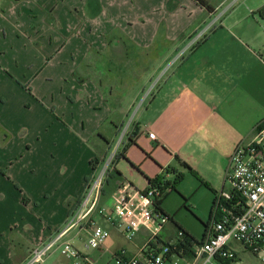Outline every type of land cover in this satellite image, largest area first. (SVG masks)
<instances>
[{
	"label": "crops",
	"instance_id": "crops-1",
	"mask_svg": "<svg viewBox=\"0 0 264 264\" xmlns=\"http://www.w3.org/2000/svg\"><path fill=\"white\" fill-rule=\"evenodd\" d=\"M90 1L0 0V264L23 263L65 226L91 178V159L102 140L109 145L105 134L138 100L112 167L117 184L126 179L120 159L143 187L171 169L192 174L186 163L216 192L235 145L264 120V25H254L261 4L256 13L241 12L236 0H206L212 11L195 0H95L97 8ZM140 17L138 35L131 21ZM159 31L167 67L149 75L147 96L132 91L123 104L129 73L109 74L103 65L123 55L124 33L147 36L155 48ZM172 49H182L179 58ZM109 230L113 253L135 252L148 235L143 229L128 240ZM173 257L189 264L193 256Z\"/></svg>",
	"mask_w": 264,
	"mask_h": 264
},
{
	"label": "built area",
	"instance_id": "built-area-1",
	"mask_svg": "<svg viewBox=\"0 0 264 264\" xmlns=\"http://www.w3.org/2000/svg\"><path fill=\"white\" fill-rule=\"evenodd\" d=\"M259 12L264 19V6ZM112 167L100 168L86 181L80 202L69 221L52 237L33 247L24 264L43 261L53 248L60 249L69 259L65 264H93L85 252L104 244L110 236L109 227L120 229L128 240L143 229L148 233L135 252L126 248L116 250L113 264H178V259L173 256L181 251L177 246L184 241L183 232L178 231L176 241L158 242V234L168 220L158 206L167 191L166 178L170 172L166 171L163 179L141 189L123 180L113 189L109 200L100 204L101 189ZM224 184L215 193L211 218L202 240L190 242L194 254L189 264L210 263L216 257L236 258L235 243L248 249L264 264V120L254 127L249 139L235 145ZM95 215L104 224L98 223ZM74 228L87 235L83 249H78L67 238Z\"/></svg>",
	"mask_w": 264,
	"mask_h": 264
},
{
	"label": "rangeland",
	"instance_id": "rangeland-1",
	"mask_svg": "<svg viewBox=\"0 0 264 264\" xmlns=\"http://www.w3.org/2000/svg\"><path fill=\"white\" fill-rule=\"evenodd\" d=\"M229 1L232 2L234 0ZM90 2L91 7H98L97 1L91 0ZM228 2L221 8L227 7ZM237 2L241 3L239 6L241 12L243 10L248 11L249 8H253V10L256 11L257 7L255 6H258L259 4L261 5L257 8V10H260L264 6V0H236L234 5ZM134 4H136L135 1L129 0V5ZM221 10L222 9H220L219 12H221ZM115 19L117 18H114L113 22L115 21ZM247 19L248 22L253 21V15L249 14V12ZM143 21H146L145 17L138 18L136 20V23L135 21H131V25H134L135 29H138V35H141L139 25ZM254 25H256L257 27H259L260 25H264V19L261 15L257 16V23ZM263 27L264 26H262V32L264 34ZM133 34H135V32ZM133 34L124 33V37H122L121 43L119 42L120 49L122 50L123 55L116 56L114 58L109 54L110 56L108 57V60L105 61L106 65L105 63L103 65V69H105L106 66L109 74H114L115 72L119 71L120 68L124 69L125 73H129V75H122L124 84H126V81L128 82V86L125 85L121 89V91L123 90L122 93L124 94L121 98L124 100L123 104H126L127 101L134 96V93L137 90H140L141 92L140 98L147 96L149 90L153 87V80L149 81V75H154L156 71H159V73H161L167 67V63L164 64L163 56L165 54V50H168L165 49V47L168 46V41L165 40L163 31H159L155 35V41L157 42V47L155 48L154 46L149 47L146 44L148 42L147 36H142L141 38L137 39L133 37ZM184 34L185 33H183V35ZM165 41L166 44H163ZM176 43L177 42H171L172 46H174ZM158 45L160 46L158 47ZM172 50L175 51L176 49ZM181 52L182 49L176 50L172 58H179ZM101 60L103 61L104 59ZM96 65L97 70H99L100 62H98ZM132 72L135 75H131ZM136 75H138V77ZM132 91L134 93H132ZM138 102L139 100L133 107H131L127 115H119L121 116V118H123V120L122 122H120V120L116 121V126L122 124L120 125V127H118V130L115 131L116 128L110 127V132L105 134V136L107 137V141H109V145L107 146L106 142L102 140V150L98 151L97 154L93 157V159L99 157L103 158L100 161L95 173L102 167L106 166L108 168V166H112L115 162V159H118L120 157L122 142L126 140V131L128 130V126L133 120V113L136 109V106L138 105ZM103 147L105 148L103 149ZM102 151H106L105 156V153H103ZM125 162L126 161L124 159H120L119 161V167L122 169V173L126 177V179L124 180L127 182H131L134 186L140 189L144 188L141 184L138 185V181L140 180V178L136 173L134 174L133 172H130V165L126 164ZM93 172L94 170H92L89 174L90 177L92 176ZM198 177L193 174H185L183 179L177 184L176 189H170L162 198L161 207L163 209V213L168 217V220L165 223L163 229L159 232L158 240L160 236V239L162 238L164 241H166L167 239L165 238L171 235L173 237L169 239V241H176L178 240V231H185L186 233H188L189 239L191 235L196 241H200L203 238L206 229L205 224H207L211 218L210 215L216 192H214V189H212L213 187H210V185L205 180H203L200 175H198ZM172 179L173 174H170V176L166 178L167 181ZM202 181L205 182V184ZM219 190L220 189H216L217 192ZM95 220L98 223L102 224V219L98 215H95ZM76 231H78V228L71 229L67 235V238H70L72 243L78 249H83V244L86 241L87 235L84 231L81 233L78 232L80 233V235H77ZM184 236L185 235H183L182 238H184ZM235 244L237 245L236 248L238 250L236 255L237 260L236 262L234 261L231 264H263L260 258L254 255L248 249H245L241 244ZM112 246L113 240L110 236L106 239V241L100 248L89 249L85 253L88 254L87 258L93 264H98L97 258L99 257V255H101V263L99 264H113V250H111ZM62 258L65 257L61 254L60 249L53 248L51 253L44 257L45 261L43 263L41 261L34 264H58V262H60V259ZM178 264H183V261L181 260V262ZM206 264L223 263L216 258H213L211 259L210 263Z\"/></svg>",
	"mask_w": 264,
	"mask_h": 264
},
{
	"label": "trees",
	"instance_id": "trees-1",
	"mask_svg": "<svg viewBox=\"0 0 264 264\" xmlns=\"http://www.w3.org/2000/svg\"><path fill=\"white\" fill-rule=\"evenodd\" d=\"M199 5H201V6H203V7H205L207 10H209V11H212L213 10V7L211 6V5H209L208 3H207V1L206 0H195ZM132 142H134V140L131 138L130 139V143H132ZM125 148H126V146H125ZM124 148V149H125ZM98 162H99V158H95V159H93V160H91V164H92V169L93 170H95V168H96V166H97V164H98ZM184 165L190 170V172L193 174V175H195L196 177H198V175H197V173L188 165V164H186V163H184ZM171 171V173L173 174V179L172 180H168L167 182H166V189H167V191H165L164 192V195H163V197L167 194V192L170 190V189H172V190H174V189H176V187H177V184L183 179V177H184V175H183V173L182 172H179V171H176V170H174V169H171L170 170ZM164 178V176L161 174V175H157L155 178H153V179H150L149 180V183H152V182H158V181H160L161 179H163ZM199 178V177H198ZM118 179H120V175H119V173H118V171H115L114 169H112L109 173H108V175H107V177H106V179H105V181H104V183H103V187H102V189H101V195H100V199H99V203L101 204V203H104L105 201H106V199L110 196V194H111V192L113 191V189L117 186V180ZM203 182V181H202ZM204 184H205V182H203ZM162 197V198H163ZM161 202H162V199H160V201H159V204H161ZM213 206V205H212ZM158 208H159V210H160V212L162 213V214H164L163 213V209H162V207L159 205L158 206ZM165 215V214H164ZM207 226V224H205V227ZM183 232V235H185L184 236V238H183V242H181L180 243V245H178L177 246V248L179 249V250H181V252H184L186 255H188V256H193V250H192V248L190 247V242L191 241H196L195 239H194V237L193 236H191L190 235V239L188 238V233H186L185 231H182ZM185 232V233H184ZM187 234V235H186ZM204 236V235H203ZM179 252V251H178ZM216 259L217 260H219V261H221L223 264H231V261H234L235 260V258H232V259H226V258H220V257H216Z\"/></svg>",
	"mask_w": 264,
	"mask_h": 264
}]
</instances>
